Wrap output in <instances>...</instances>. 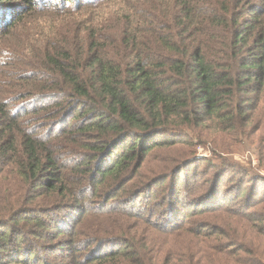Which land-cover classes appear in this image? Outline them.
Instances as JSON below:
<instances>
[{
	"label": "trees",
	"instance_id": "obj_1",
	"mask_svg": "<svg viewBox=\"0 0 264 264\" xmlns=\"http://www.w3.org/2000/svg\"><path fill=\"white\" fill-rule=\"evenodd\" d=\"M56 4L54 37L32 43L30 23ZM263 99L264 0H0V264L238 261L225 257L244 250L245 230L223 219L227 228L206 229L197 215L223 209L262 235L256 174L234 184L247 207L260 206L249 217L228 209V189L199 193L188 221L189 185L176 189L169 174L199 159L213 170L237 165L213 148L221 165L194 151L142 169L184 137H246Z\"/></svg>",
	"mask_w": 264,
	"mask_h": 264
},
{
	"label": "rangeland",
	"instance_id": "obj_2",
	"mask_svg": "<svg viewBox=\"0 0 264 264\" xmlns=\"http://www.w3.org/2000/svg\"><path fill=\"white\" fill-rule=\"evenodd\" d=\"M96 12L97 11H95V13ZM41 13L42 14H40L39 18H42V20L38 19L37 21L38 23H35V22L34 24L30 23L31 27H29L30 28L29 32L31 30V32L34 35L31 38L32 43L35 40H37L39 35H44L46 38L54 37L50 33L52 31V28L50 29V24L59 22L63 18L62 16L56 17L57 15L62 14L58 10V4H56L55 9L51 8L50 10H45L44 12H41ZM67 26L68 25H66V27ZM53 30H55V28ZM32 33H28V35L31 36ZM56 35H59V34H56ZM31 48L34 49V44L31 45ZM252 122L253 123L249 124L248 127H251L252 130L253 129L255 130L257 128V130L252 133L250 132V134H248L246 137H240V136L233 137L231 136V134L229 135L227 133H220V132H215V131L211 132L207 130L205 131L206 136L202 140L189 139V138L184 137L182 139H179L181 140L180 142H184V143H180L179 145H174L172 147L162 148V149H159L158 151H152L151 153H149L147 157L148 161L145 164V167L142 169V172L145 173L146 170L156 171L158 168L162 167L165 163H168V161L171 160V157H173L174 159V156L178 155L180 152L188 153V152L195 151V153H197L196 155L207 157L208 159H211L212 161H216L218 164L221 165V160L216 158V156L212 155L211 153L213 148L214 150L215 149L217 150V152L220 155V158L227 159L230 164L232 163V164L237 165V167H232L231 165L230 167L227 164V166L225 167L219 166L218 169L213 170L204 161H201L199 159V160L193 161L194 163H191V165L184 166L183 168L180 167V165H178V169H176V171H172L171 174H169L171 178H174V180L171 182L174 184L176 189L183 191V188H185L186 185H189L186 191L191 193L189 195L190 200L188 199L189 197L187 199H183V193L181 192L182 202H184V205H186V207L181 208V212H180L181 217L184 216L183 220H188V221L195 219V217L190 216V213L192 211H195L194 210L195 208L191 206L192 203L190 204L189 202H191L193 198H198L199 193L201 194L205 193L204 195H207V196L209 195V193H211L213 194V197H214V193L220 192V195H221L223 194L222 191L229 189V192H231L233 195L234 193L233 191L238 190L234 185L235 183H237L236 178H240L243 176L245 177L244 180L245 179L248 180V178L251 177V173H254L257 175V176H254V178L256 177L255 181H258V191L256 190L257 192V193L255 192L256 195L264 196V106L262 109L258 108L255 110L254 119L252 120ZM180 168L182 169L180 170ZM204 173H207V176L205 178L206 181H204L205 179L201 175ZM231 173H234L233 179L235 180L228 182V178L231 176ZM244 173H246L247 176H245L246 174ZM254 178L252 177V179ZM167 184L168 182H164L162 185L167 187ZM10 185H12L13 187V184H10ZM249 185L250 183L241 184L240 191L242 192V190H244ZM5 186L6 185L4 186L0 185V204L7 202V198H5L4 190H2V187H5ZM194 188L196 189L192 192ZM12 190L15 193L17 192L13 188ZM232 197L234 198L232 199ZM232 197L230 198L232 200L228 201V204L230 206L228 209L230 210L239 211L241 214H244L249 217L250 214H252L253 212L257 211L260 208V206L258 208V205H256L255 203L247 207L246 206L247 202L246 203L244 202L245 198H243V193L236 192ZM139 202H141L142 205H145V207L146 206L153 207L152 204H150V200L148 199L145 200L142 197H140ZM243 203H245L246 209L241 208V204ZM205 206H202L201 208ZM217 211L220 212L219 214L221 216L217 219H212V218L210 219L207 217V215L205 216V214H201V213L200 214L198 213L197 218L199 217L201 219V223L202 221L209 223L206 225L207 226L206 229H208V227L209 229L211 228L216 229L217 227L224 228L225 226V225L223 226V221H224V222L230 223L231 228L235 226L237 230L239 231V233L245 230L244 237L247 242L240 243L244 245V250H242L243 251L242 252L241 250L238 249L237 250L238 252L236 253L237 255L233 259H230L231 257L226 256L225 258L229 260H232V261L234 259L238 260V261H235L234 263L232 262L229 264H256L257 260H255L253 257H257L264 261V233L263 231H262V235L260 236L255 233H251V231H249L247 226L242 224L241 222L243 221L242 219L238 221L233 215L231 216L225 215L224 214L225 210L223 209L217 210ZM90 220L92 223L91 229L95 230V229L103 227V225L100 224L99 222V218L91 219L89 217L87 220L82 221V222L89 223ZM254 225L258 227H263V225H261L260 223H254ZM194 228L196 229L197 227H194ZM101 233L103 235L102 231ZM236 235L235 237L238 240L239 238ZM186 245H189V244H187L186 242ZM252 248H253L254 253L250 254V250ZM80 253H81V258H80L81 260L84 257L83 250H80ZM62 257L65 258V256H62ZM48 259L52 260L51 263L53 262L61 263L63 261V260L59 261V257L56 253L49 255ZM64 261H66V259ZM2 263L7 264L5 262H2ZM11 264H17V263H11Z\"/></svg>",
	"mask_w": 264,
	"mask_h": 264
}]
</instances>
